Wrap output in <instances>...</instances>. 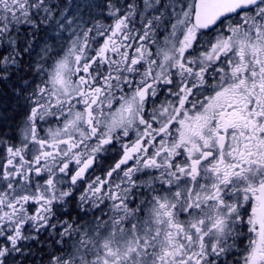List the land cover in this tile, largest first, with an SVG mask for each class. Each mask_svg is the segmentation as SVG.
Masks as SVG:
<instances>
[{
	"label": "snow or ice",
	"instance_id": "6c2138e0",
	"mask_svg": "<svg viewBox=\"0 0 264 264\" xmlns=\"http://www.w3.org/2000/svg\"><path fill=\"white\" fill-rule=\"evenodd\" d=\"M0 84V264H264V0H0Z\"/></svg>",
	"mask_w": 264,
	"mask_h": 264
},
{
	"label": "trees",
	"instance_id": "16d2710c",
	"mask_svg": "<svg viewBox=\"0 0 264 264\" xmlns=\"http://www.w3.org/2000/svg\"><path fill=\"white\" fill-rule=\"evenodd\" d=\"M33 56H35V54H33ZM0 90H2L5 93V95L3 97H0V104L9 105V107L6 110L5 109H1V112L5 113V114H8V115H13V113L11 111V106H13L15 104L14 97H12L11 93L9 92V90L2 84H0ZM19 118L20 117L17 115L16 116V120L18 121Z\"/></svg>",
	"mask_w": 264,
	"mask_h": 264
},
{
	"label": "flooded vegetation",
	"instance_id": "af4514ba",
	"mask_svg": "<svg viewBox=\"0 0 264 264\" xmlns=\"http://www.w3.org/2000/svg\"><path fill=\"white\" fill-rule=\"evenodd\" d=\"M116 159H118V156L109 155L106 158H102V162H103V165L105 167H108V166L112 165ZM94 174H96V175H102L103 173H102V171L99 168H97V170L95 171ZM242 247H243V245H241V248Z\"/></svg>",
	"mask_w": 264,
	"mask_h": 264
},
{
	"label": "rangeland",
	"instance_id": "374dc122",
	"mask_svg": "<svg viewBox=\"0 0 264 264\" xmlns=\"http://www.w3.org/2000/svg\"><path fill=\"white\" fill-rule=\"evenodd\" d=\"M35 54V53H34ZM0 112H1V109H0ZM4 130H7V129H4Z\"/></svg>",
	"mask_w": 264,
	"mask_h": 264
}]
</instances>
